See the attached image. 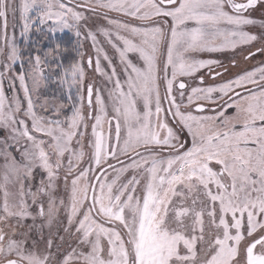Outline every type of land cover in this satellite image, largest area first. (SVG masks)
Wrapping results in <instances>:
<instances>
[{"label":"snow or ice","instance_id":"1","mask_svg":"<svg viewBox=\"0 0 264 264\" xmlns=\"http://www.w3.org/2000/svg\"><path fill=\"white\" fill-rule=\"evenodd\" d=\"M0 264H264V0H0Z\"/></svg>","mask_w":264,"mask_h":264}]
</instances>
